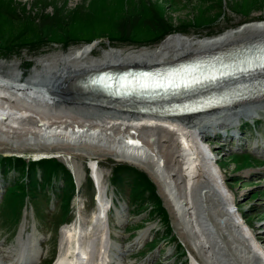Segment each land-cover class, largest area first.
<instances>
[{"label":"rangeland","instance_id":"obj_1","mask_svg":"<svg viewBox=\"0 0 264 264\" xmlns=\"http://www.w3.org/2000/svg\"><path fill=\"white\" fill-rule=\"evenodd\" d=\"M262 20H264V0H0V60L17 62L19 64L17 71L24 80L31 73L38 58L57 53L66 54L73 48L91 44L95 46L93 54L99 56L109 47L125 50L152 48L173 35L212 37L242 24ZM40 87L37 88V92L40 91ZM54 91L57 97L47 98V104L50 107L79 111V118L95 120L88 121L96 124L95 126H102L104 130H110L111 137L116 136V130L129 126L121 123L125 119L123 116H115L111 113L98 114L92 108H87L90 110L83 108L81 104L84 103L78 104L71 99L62 100L64 97L58 93L59 90ZM78 105L81 109L77 108ZM256 107L259 109L251 118L231 119L213 130L206 129L203 131L204 134L201 137L197 136L196 142L190 145L192 149L195 148L196 143H200L199 145L207 146L211 150L215 159L205 160V162L214 169L216 174V178L213 177L214 180H223L222 184L226 187L227 193L221 194L215 190L216 187V189L222 188V185L212 184L208 176L210 167L206 164L204 170L202 169L203 172L205 171L203 179L195 189L191 190L194 192H191L193 202L188 204V207L184 206L185 211L182 214L172 213L158 185L143 167L137 163L116 159L108 153V148L105 147L106 140L80 138L73 140V142L76 141L75 144L72 143L73 145L66 143L63 147L58 146V149L62 148L61 152L54 150V153L42 155L56 157L54 160H58L69 170L73 180L77 182V193L74 194V191L68 188L67 194L65 191L55 192L54 190L58 189L56 185L60 187L62 181H55L54 178L52 187H49L46 180L52 175L51 171L45 166L35 164V167L29 171L32 183L27 189L32 195V201L28 203V212L32 217L31 206L34 208L37 206L43 221H37L34 216L33 221L32 218L29 219L23 237L21 234L25 232V221L19 228V234L15 231L14 235L12 231L0 226V264L22 262L35 264L34 261H30L33 256L30 259L26 256L37 252L34 255L37 259L40 257L38 256L40 251L42 255H45L46 250L41 246L43 242L46 243V249L49 252L42 264L54 256V245L57 249L59 244L57 260L68 247L69 239L67 233L66 236L63 234L64 231L75 228L79 230V227L82 231L80 245L84 241L91 244L84 259L85 262L92 261H89V264H98V262L99 264H103L102 262L104 264H185L180 261L184 257L182 252L188 258L187 264H195L196 261L198 264H264L263 260L253 254L250 243L241 236V232L249 235L248 239L250 242L253 241V246L258 243L259 246H257L264 257V162L262 161L264 160V104L256 105ZM227 110L221 114L217 113V117L228 114ZM216 115L213 114L211 117L198 121L207 120L204 122H208L214 118L212 116ZM115 119L117 122H114ZM247 121H254V128L244 123ZM218 124H222V120ZM182 127L191 132L188 127ZM112 128L115 129L112 131ZM125 131L126 129L124 133ZM162 131L156 129V131L148 132L138 129L137 135H140L139 141L142 144L152 146L150 149L158 157L157 162L161 161L160 165L165 168L164 172L168 179L178 178L180 174L176 176L175 169L169 168L174 167L173 164L177 161L176 166H182L183 162L177 160V157L174 158L175 155L171 157L174 160L168 163L162 160L164 151L171 153L177 147L174 143H168L169 138H161L162 140L159 141L160 136L166 135L165 130L164 133ZM241 132L245 133L241 134ZM132 134L135 132L133 131ZM174 134L177 136L173 130L172 135ZM34 137H28L30 138L28 144L32 145ZM123 139L126 142L128 137ZM18 142L20 144L22 141L18 140ZM52 145L44 144L43 146L56 148V144L53 145L54 147ZM161 145H166L171 150H165L166 148ZM0 155L16 156L23 160H38L28 150L22 153L0 152ZM95 161H98V168L95 170L99 175L100 197L98 196V199L107 210L106 217L99 222H96L98 205L96 207L94 200L92 202L90 199L92 188H88L86 179L88 165L91 166ZM117 163L144 172L153 182L155 193L167 211L172 238L169 236L164 238L165 228L159 222L155 210L148 213L149 206L141 202L139 195L136 198L135 193L131 191L129 187L131 176L125 175V184L120 185V189L115 193L109 180L112 178V166ZM153 166L150 165L151 168ZM166 175L165 178H167ZM40 178L43 181H40ZM20 179V172L16 171L13 165L8 164L5 176L2 178L0 174V199L4 187ZM172 183L175 184V182ZM205 184L209 186L204 187ZM176 185L180 187L179 185L182 184L178 182L172 187L175 192L178 190ZM104 192H106V198ZM66 195L70 197L67 210L71 213V221L70 224L63 226L61 229L63 232H57L54 244L55 232L50 229L53 219L50 214L54 216L57 230L59 223L56 222V217H60L61 210L59 202L57 206L53 200ZM176 195L178 199H181L179 194L176 193ZM22 196L8 194V198L14 197L16 201H19ZM16 201L15 203L18 202ZM233 202L239 206L244 221L251 226V230L249 229L251 234L247 229L243 230V226H246L243 219L239 224L242 229L238 230L232 226L233 220L229 218L226 206L232 208ZM182 204L187 203L182 202ZM171 205L174 207L173 204ZM4 210H8V205L0 201V224L5 213L8 215V212ZM155 233L157 236L153 244L158 243L156 248L151 250L150 246H143L153 238ZM105 236L107 238L104 242ZM103 242L106 253L102 250ZM178 244L183 251H178L180 250Z\"/></svg>","mask_w":264,"mask_h":264},{"label":"bare ground","instance_id":"obj_2","mask_svg":"<svg viewBox=\"0 0 264 264\" xmlns=\"http://www.w3.org/2000/svg\"><path fill=\"white\" fill-rule=\"evenodd\" d=\"M263 37L264 20L248 22L235 29L227 30L222 34L212 37L173 35L152 48L125 50L109 47L108 49H104L99 56L93 54L95 46L89 44L80 48L70 49L66 54L57 53L55 55L38 58L31 73L26 76L24 80L23 76L17 71L19 67L17 62L0 60V116L2 114L7 116L6 120L0 119V136H3L0 138V141H2L0 142V152L22 153L28 150L35 158L39 159L46 157V155L42 156L44 154L54 153V150H59V152H61L62 148L58 149V146L63 147L66 143L75 144L76 141L73 142V140H78L80 138H85V140H91L93 138L106 140L107 144H105V147L108 148V153L116 159L137 163L143 167L158 185L160 193L166 200L172 213L182 214L185 211L184 206L188 207V204L193 202L191 196V192L193 191L191 190L193 188L195 189L203 179L205 165L208 164L207 166L210 167L209 163H206L205 160H212L207 157L206 149L204 146L199 145L200 143H196L195 148L192 149L190 145L196 142V137H201V135L204 134L203 131L206 129L213 130L216 126L224 125V123L231 119L251 118L253 113L259 109L256 105H263L264 100L250 101L233 107L218 109L212 113L199 114L185 118V121H180L179 119L167 118L158 113L142 114L136 110L137 107L134 105L122 106L117 104L114 105L115 107L111 108L109 107V102L104 99H98L100 95L86 93V90H84L80 84L82 80L85 79V76L100 70L152 68L164 64H172L182 59L210 53L232 45L249 43ZM38 87H40L39 92H37ZM55 89L59 90L58 93L62 94V97H64L62 100L71 99L78 104L84 103L81 104L84 106L83 108H92V110H95L98 114L111 113L113 115L115 114V116H123L125 119L121 123L129 126L116 130V136L111 137L109 136L110 130H104L101 128L102 126L94 125L93 122L95 120L79 118V111L70 108L54 109L47 104V98L54 99V97H57L54 94ZM96 94L99 93L97 92ZM50 101L51 100H49V102ZM122 107L124 110H122ZM77 108H79V105ZM227 109L232 110L228 111ZM226 110L228 114L217 117V113L221 114ZM229 112H231V114H229ZM213 114L216 116H212L214 118H211L208 122H204L207 120H202V122L198 121L203 118L206 119L211 117ZM109 115H107V117ZM88 120H93V122L91 123ZM115 120L114 122H117V120ZM221 120L222 124L219 125L218 122ZM182 126L188 127L191 129V132ZM113 129L115 128H112V131ZM124 129H126L125 133ZM138 129L148 132L156 131V129L165 130L166 133L162 132L166 135L160 136L159 141L162 140L161 138H169L168 143H174L177 147H175L171 153L169 151H164L165 153H163L162 156L163 159H161L168 163L177 157V160L183 162L182 166H176L178 161L175 163L173 162L175 166L169 168L172 170L175 169L176 176L180 174L178 178L168 179V176L164 172L165 168L160 165L161 161L157 162L158 157L155 155V152L150 149L152 146L142 144V142L139 141L141 138L140 135H137ZM171 130H174L177 136H175V134L173 136ZM133 131L135 134H132ZM178 132L180 134H178ZM188 134H190V136H186ZM29 136H35L33 138L35 139L34 141L31 138V141H33L32 145H30L31 143L28 144V139H30L28 138ZM123 137H128L126 142ZM18 140L22 142L19 144ZM35 143H37V145H34ZM41 144H56V148H44ZM161 147L166 148L165 150H171L166 147V145H161ZM173 155H175V157L171 158ZM90 156H92V154ZM149 164L154 165L153 168H151ZM91 168L92 172L96 174L94 164H91ZM210 171L211 168L208 171V176L213 184L215 177ZM165 175L167 178H165ZM172 182H175V184L178 182L182 184L179 185L180 187L176 185L178 189L176 190L177 192L174 191L175 189H172L175 185ZM206 185L208 184H205L204 187ZM176 193L180 195L181 199L177 198ZM181 201L187 204L184 205ZM171 204H173L174 207ZM97 205L96 220L104 213V204L100 199H98L96 207ZM226 209L228 212L230 208ZM238 221L239 219L237 217V222ZM232 224L235 227L234 221ZM244 224L246 225L244 227H247V231H249L247 224ZM66 233L69 239L67 240L68 247L64 253H61L56 263L54 261L53 264H89L88 262L90 260L85 262L86 260L84 259H86L85 257L88 254L90 243L84 241L85 244L82 242L83 245H80V232L78 229L76 230V228L70 231L68 230ZM243 238L248 241L247 238ZM257 245L254 244V248L261 251L258 247L259 245ZM195 260L196 258L193 262H195ZM95 262H98V260H95ZM102 263L104 264V262ZM195 264H198V262L196 261Z\"/></svg>","mask_w":264,"mask_h":264},{"label":"trees","instance_id":"obj_3","mask_svg":"<svg viewBox=\"0 0 264 264\" xmlns=\"http://www.w3.org/2000/svg\"><path fill=\"white\" fill-rule=\"evenodd\" d=\"M37 163L40 164V166H45L46 168H48L49 171H51L52 175L54 176L56 175L64 179V183H63L64 187H67L69 190L72 191L73 185H72V179L70 177V174L67 171V169L63 167L60 162H58V160L49 159V160H40L39 162H35V161H30V160H23L17 157L9 158V157L0 156V167L4 173L6 172V166L8 164H11L13 165V167L16 168L17 171L20 172L21 176H24V175L29 176L30 169L34 168L35 164ZM125 175L131 176L129 185L132 188V190H134L136 198H137V195H139L141 198L140 199L141 202L143 201L147 204V206H149L148 209L149 208L150 209L148 213H151L152 211L155 210V213L158 215L159 222L165 228L164 238H166V236L167 237L169 236V238H172L173 234L169 227L170 224L168 220L167 211L161 205V201L158 195L155 193L153 182L147 177V175L144 172L137 170L133 167H128L127 165L120 164V163H117L115 166H112L111 180L114 184L119 185V186L123 185L125 183ZM23 184L24 183L20 181L17 184H15L13 187L8 188L5 196H7L11 192H12L11 194L17 197H19L20 195H23L25 193ZM30 185L31 184H29V186ZM141 193H144V194H141ZM15 201H16V198L7 197V199L5 200V203L7 205L9 204L12 205L15 203ZM22 201H23V197L21 199L20 204L22 203ZM181 250L183 251V249L180 247V251ZM183 260L184 259H182V261Z\"/></svg>","mask_w":264,"mask_h":264},{"label":"snow or ice","instance_id":"obj_4","mask_svg":"<svg viewBox=\"0 0 264 264\" xmlns=\"http://www.w3.org/2000/svg\"><path fill=\"white\" fill-rule=\"evenodd\" d=\"M257 62L261 68H264V49L261 50V55L257 57ZM252 69L249 68V71Z\"/></svg>","mask_w":264,"mask_h":264},{"label":"water","instance_id":"obj_5","mask_svg":"<svg viewBox=\"0 0 264 264\" xmlns=\"http://www.w3.org/2000/svg\"><path fill=\"white\" fill-rule=\"evenodd\" d=\"M6 118H7V116H6L5 114H2V115L0 116V119H1V120H6ZM216 183H217V182L215 181L214 184H216ZM218 183H219V181H218ZM218 183H217V184H218ZM216 188H217V187H216ZM216 188H215V190H217Z\"/></svg>","mask_w":264,"mask_h":264}]
</instances>
